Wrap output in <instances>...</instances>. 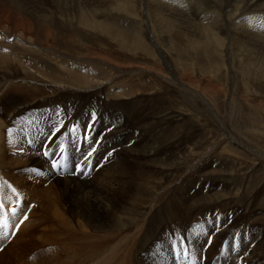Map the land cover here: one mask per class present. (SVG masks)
<instances>
[{
	"label": "bare ground",
	"instance_id": "bare-ground-1",
	"mask_svg": "<svg viewBox=\"0 0 264 264\" xmlns=\"http://www.w3.org/2000/svg\"><path fill=\"white\" fill-rule=\"evenodd\" d=\"M40 1L0 0V197L2 198L3 196L9 203L19 200L18 208L22 209L15 217L9 215V235L7 237L0 236V264H223L220 258L216 257L220 251L226 254L229 259L236 260V263L240 254L249 252V257L254 260V264H263L262 254L264 253V248L262 244H258V241L255 240V237H258V231L260 232L261 230L258 227L257 231L254 225H251L252 227L248 229L244 228V226L247 221H251L256 216H262L264 214V171L261 169L263 172L247 173L245 175L218 174L216 171L215 173H210V171L203 172L202 182L204 183L201 182L200 186L197 185L199 184L197 182L198 180L193 181L183 193L181 202L176 203V200L174 201L175 198H172L174 194L172 182L170 181L169 185L167 183L168 186L163 184V176L166 175L165 172L163 171L164 175L161 177H154L152 179V177H148L149 175L147 173H143L144 171L138 165L140 158L145 157V153L149 157H152L153 151L151 149L146 151L148 140L145 138L143 132L147 134V131H140L137 127L139 125H136V123H140L143 120L141 114L144 109L141 107V102L135 99L136 93L140 90L137 86H134L135 82L133 83V80H130L126 83L120 80L117 83V78L122 72L118 70L116 64L112 63L104 55L101 58L98 51L92 50V52H87V49L90 47L89 40L82 41L76 36L77 39L73 40H69L70 37L69 39L56 37V35H59L58 33L61 28H63L62 25L69 18L70 21L76 19L80 27L91 28L96 32L108 31L109 29L115 32V28L109 22H105V20L99 22L98 18H94L93 16L95 15L91 13V10H94L93 8L88 10L85 7L83 9L82 5L79 4H72L70 8H67L66 2H70L71 0H45L42 5L37 3ZM258 1L257 11H263L264 2L259 3ZM158 2H156L155 6H157ZM25 3H28L29 10L25 9ZM90 3L94 7L93 4L95 3L93 1ZM84 4L86 6L85 2ZM107 15L109 14L107 13ZM261 15L259 17L262 18H258L261 22H258L257 30L246 27V29H243L244 32H242L240 37H235L234 44H232L236 45L238 51H241L242 47L244 48L245 46V48H249L251 53L257 55V57H260V53H264V37L252 38L255 34L259 35L260 30L264 32V14ZM65 17H68V19H63ZM63 21L64 23H62ZM173 22L171 23L173 24ZM167 26L170 28V23ZM180 26V28L184 27L182 24ZM200 29L202 30V28ZM116 30L117 32L115 33H119L118 37L114 36L117 39L115 41V43L117 42L116 47H120L119 45L121 44L124 46L125 44L128 46L133 45V40L130 36L132 34H129V31H125L123 28ZM190 32L188 33L189 38L187 41L194 50L198 51H195L196 53H200L201 55L205 51L208 52L207 50L211 51L213 49L209 46L208 36L205 37L199 34L198 30L195 34ZM51 35L55 37L53 38ZM177 35L179 34L177 33L175 36ZM34 37L40 38V41L35 40ZM106 53L109 54V52ZM124 55L129 56V53ZM159 55L161 62L164 63L166 68L168 63L164 62V56ZM261 58L264 62V54ZM257 63V66L261 67V60ZM142 69L149 70L150 68L144 67ZM161 70L162 68L158 66L157 71L159 73L156 72V74L162 77ZM133 71L135 70H130L128 73H137ZM168 79L171 80L172 78ZM177 86L176 88H183L182 90H191L190 92H193V96L198 97L204 103V106L208 107V102H205V97L202 92L187 86V84ZM43 91L46 93L45 96H40V98H44L43 101L40 99L32 100L29 107L33 111L31 115L36 119L33 121L50 124V129L47 131L46 128L40 126L39 128L41 129L38 131H29L28 133L25 127L27 125L24 122L15 124L18 119H22V116H24L21 114L20 107H17V105L24 104L22 107L26 106L25 103H22L27 100L24 93L29 97L34 93H41ZM49 92L51 93L47 94ZM71 93H73V96H78L79 99L85 98L89 100L88 103L92 102L90 106L82 105L83 108L80 106L81 115L86 113L89 119H84L79 116L70 118L69 114L58 112L56 106H53L59 103L60 95L70 96L71 98ZM103 93L106 96L105 99L102 95ZM121 98L127 102L123 101V103L118 104V111L124 110L127 116L122 114V112L121 114L118 113L114 109L115 107L109 109V107L114 106L111 102L115 103ZM80 100L83 103L82 99ZM106 100L110 104L109 102L106 103ZM44 106H51L52 109L57 110L58 114L55 113V110V112L51 110L52 115L46 114L47 119L42 120L45 112H35V109L43 108ZM78 107L77 111H79ZM104 107H108V109ZM147 108L149 109L151 106L148 105ZM92 112H96L99 119L96 121L91 132L93 139L91 142L89 140L88 143L84 141L83 135L87 132V126L91 120ZM170 119L174 120L176 117L167 116L158 119V123L160 126L162 125V129L164 126L166 130L170 129V127L168 129V121ZM186 123L187 126H190L189 121H186ZM73 125L76 126V131L78 132L79 130L83 135L77 133L73 138L76 131L69 132V129ZM155 126L150 122L144 128L152 133V131L155 132L156 130ZM220 127L222 128V126ZM18 128L20 129V134L18 133ZM108 129L112 130L108 131ZM177 129L179 131V128ZM61 130L66 131L63 138L59 136ZM136 130H138L137 133L135 132ZM53 133L55 134L53 135ZM152 135H149L150 138ZM165 135L169 136L168 131H166ZM41 136L43 140L41 141L40 148L36 149V153L38 155L40 154L38 158L34 153L29 152L30 147L27 145L33 144V139L38 142ZM55 136L58 137L59 143L55 139ZM49 137L52 139L48 140ZM95 139H101L102 143L97 145L94 141ZM52 141L53 144L51 143ZM83 141L87 143V146H81ZM152 141L154 142L155 140L153 139ZM232 141H234V143L232 142L233 144H239L235 139H232ZM152 145L154 147V143ZM60 147L65 149L63 153L60 152ZM92 148L98 149V153L95 154L98 156L95 158L93 155L85 162L84 157ZM46 149L49 151L55 150V155L47 157L49 160L43 155ZM113 149H115L114 152L123 154L124 158H128L135 163L134 165L136 166L133 168L134 172L128 173L124 170V165H121L124 160L117 162L118 160L115 161L112 159L107 164L111 160V157H108V160L105 157ZM258 154L264 157V151ZM172 156L174 155L172 154ZM233 157H230L225 167L234 165ZM53 159H57L60 163L66 164L67 168L53 171L50 167ZM104 159L107 160L105 164ZM45 163L46 167H43ZM78 163L85 165L82 172L75 171V165ZM102 163L103 165L99 169L98 167ZM241 164L245 163L241 162ZM31 165L42 168H32ZM210 165L200 167V171L206 170V167L208 168ZM33 169L35 171H31ZM95 170L96 173L94 172ZM61 171L68 172L69 175H66L64 180L58 181L56 180L58 175L55 173L61 175ZM167 172L169 173L170 170H167ZM153 175L155 176V173ZM177 175L179 176L176 173L175 176ZM50 182L52 184H47ZM213 182L215 183L213 184ZM12 188L16 189L15 193L12 192ZM89 189L93 190L89 191ZM62 194L64 197L61 196ZM118 194L125 195L126 198L119 199L117 197ZM58 195H60V198H63L64 208L67 211L65 215L70 217V222L67 219L65 221V218L63 219V209L59 203ZM258 200H263V202H259L260 204L255 209L254 205ZM191 202H193L192 205L194 207L196 204L200 206L201 203L204 204V207L207 206L202 213V209H199L200 212L198 213L202 216L203 221H200V223L202 222L205 229L211 231V233L217 231L206 253V255L209 254L211 256H209V261L203 259L204 262H202L192 257V252L197 255L202 250L197 242L188 239L189 243L192 242L191 244L188 243L191 249L188 246L186 247L187 231L184 230V226L187 216L184 215H186V208H191ZM242 202H245L243 206H241ZM231 203L237 205L235 206L234 204L235 207L233 206V209H227V213L224 212L226 218L220 224L216 220L219 216L216 213L219 210L222 211L223 207L225 208L227 204L231 205ZM251 205L252 207L248 209ZM245 207L248 209L247 212L240 213L239 210L245 209ZM112 209H115L114 212L118 210L120 215H112L110 213ZM192 210L195 209L193 208ZM25 214L28 217L26 220H24ZM21 220L24 222L13 235L12 231L15 225L21 222ZM160 220L164 221L163 227L160 224ZM153 222L161 225L160 232L157 231L160 225L155 226ZM109 223H114L115 229L123 228L115 230L114 233L109 230H101L94 238L89 234V231H85L105 228ZM55 224L58 225V228L55 227ZM237 226H241L242 228L240 229ZM260 227L262 228V225ZM165 230L175 232L176 234H184V248L175 247L174 245H177V242H174V240L173 244L170 243V237L165 235ZM58 232H60V235ZM66 232L68 236L62 238L61 236ZM189 233L191 235L194 234L193 231ZM218 239L222 241L221 245H218ZM252 242L255 243L249 251L248 247ZM233 248H235V252H233ZM185 251L187 255H185ZM234 263L235 261L232 262V264Z\"/></svg>",
	"mask_w": 264,
	"mask_h": 264
},
{
	"label": "rangeland",
	"instance_id": "rangeland-1",
	"mask_svg": "<svg viewBox=\"0 0 264 264\" xmlns=\"http://www.w3.org/2000/svg\"><path fill=\"white\" fill-rule=\"evenodd\" d=\"M91 1L95 3L93 4V6L96 8L92 7L90 3ZM91 1L90 0H80V1L71 0L70 2H66L67 4L66 3L65 4L67 8H70L72 4L82 5L83 9L86 7L88 10L90 8H93L94 10H91V13L95 15L93 16L94 18L99 19V22H103L104 20L105 22H109V24L113 26V28H115L114 29L115 32H117L116 29L118 28H123L125 29V31H129L128 33L132 34L130 36L132 37L133 45L128 46L125 44L124 46L123 44H121L119 45L120 47H116L117 42L115 43V41H117V39L114 38V36L118 37L119 33L117 34L111 29H109L108 31L105 30V31L96 32L95 30H92L91 28L89 29L85 27H80L76 19H72L70 21V18L69 20L65 21L66 24L64 23V21L62 22L64 23L62 25L63 28H61V30L58 33L59 35H56V37L58 36L61 39H64V38L69 39L70 37L69 40L71 39L73 40L77 38H80V40L82 41L89 40L90 47L92 49L89 47L87 49V52H92V50L98 51V53H100L99 54L100 57L105 56L106 58H108L112 63L116 64L118 66V70L122 72L120 76L117 78L118 79L117 83L120 82V80L126 83L129 82L130 80H133V83L135 82L134 86H137L140 89L138 90V93H136L135 99L141 102V107L144 109V111L142 113L143 115L141 114V116L143 117V120L140 123L139 122L136 123V125H139L137 127L139 128L140 131H143V130L147 131V134L143 132V134L145 135V138L148 140V144H147L148 147L146 146L147 147L146 151H149L148 149H151L153 151L152 154L154 155V156L152 155V157H149L147 153H145L144 155L145 157L140 158V162L138 165H140V167L142 168V171H144L143 173H147V175H149L148 177L150 178L152 177L153 179L154 177H161L162 175H164V172H165L166 175L163 176V184L165 186H168L170 181L172 182V185L174 186L173 188L174 194L172 198L174 197L175 198V199L173 198L174 201L176 200L175 202L179 203L181 202L183 193L189 187V184H191L195 180H198L197 182H199V184L197 185H200V183L202 182V178L204 176L203 172L210 171V173L211 172L215 173L216 171V173L218 174L219 173H229V174H236V175H243V174L245 175L247 173L250 174V173L264 171V157L259 156L258 154L259 152L261 153L264 151V62H263V59L261 58L264 53H260V57L259 56L257 57V55L251 53V50L249 48H245L244 46V48L242 47L241 51H238L236 45H233L235 41V37L236 38H238V36L240 37L242 32H244L243 30L244 28L246 29L247 27V28H252L256 30L258 29V22H261V20L258 18H262L259 16H262L261 14H264V10L257 11V0H149V1L148 0H111V1L91 0ZM157 1L159 2L157 6H155ZM44 2L45 0H41L40 2H37V3L42 5ZM84 2L86 3V6ZM258 2L263 3L264 0H259ZM27 4L28 3H25L24 7L25 9L29 10ZM104 7L106 10L104 9ZM107 13L109 15H107ZM161 16H162V19L160 20ZM171 16H174V17H171ZM66 18L68 19V17H65L63 19H66ZM171 22H173V24ZM169 23H170V28L167 26ZM180 24L184 26L183 27L184 29L180 28L181 27ZM136 25L139 27H137ZM160 25L163 27H161ZM174 27H175V30H174ZM203 27L205 28V30ZM200 28H202V30ZM179 29L184 32L180 31ZM189 30L192 32V34H195L198 30L199 34H202L205 37L208 36L207 40L209 41V46L213 48L211 51L207 50L210 54L206 51L205 53L201 55L200 53H196L198 51L194 50L192 46L189 45V42L187 41V39L189 38L188 37V33L190 32ZM177 33L179 34L177 35L178 37L175 36ZM70 35L72 36V38ZM51 36H53V38L55 37L54 35H51ZM261 36L264 37V32L262 30L259 31V35L255 34L254 37L252 38H257ZM34 39L35 40L37 39L40 41V38L38 37L36 38L34 37ZM171 42H172V45H171ZM172 46H175L176 48ZM106 52H109V54ZM126 53H129V56H125L124 54ZM159 54H161L162 57L164 56L163 57L164 62L168 63L166 68L164 66V63L161 62ZM111 55L113 56L111 57ZM197 56H200V57H197ZM257 60L258 61L261 60V67L257 66L258 64ZM153 61H154V64H153ZM153 66L155 67L153 68ZM158 66L162 68V70L160 71V73L162 74V77L156 74V72H158L157 71ZM144 67L145 68L149 67L150 69L149 70L142 69ZM130 70H135L133 72H137V73H134V74L128 73ZM167 77L172 78L171 79L172 81L169 80ZM176 84L177 85L187 84V86L192 87L193 89L199 90L200 92H202L205 97V102L206 103L208 102L207 103L208 107L204 106V103L198 97L196 98L195 96H193V92H190L191 90H188V89L182 90L183 88L182 89L176 88L178 87ZM213 86L214 88L215 87L216 88L212 89ZM50 93L51 92L47 94H50ZM72 94L73 93H71L70 95ZM41 95L45 96L46 93L44 91L41 93H34L30 95L29 97H27L26 94L24 93V96L27 98V100L26 102H22V103H25L26 106L22 107L24 104L17 105V107H20V112L24 116H22V119L21 118L18 119L15 124H20L21 122H24L27 125L25 127L27 128L28 133L29 131H32V132L38 131L39 129H41L39 128L40 126L43 128H46L47 131L50 129V124L43 123V122H39L40 123L39 124L38 122L33 121L36 119L35 117L31 115L33 111L31 107H29V105L31 101L35 99H40L41 101H43L44 98L42 97L40 98ZM102 95L105 99L106 96L104 95V93ZM74 96L72 95L71 98L73 99H71L70 96L60 95L61 98L59 97L60 101H58L59 105L54 104L53 106H56L58 112L60 111V112H65L66 114H69L70 118H75L76 116H79L84 119H89L86 113L81 115L82 112L80 111L81 110L80 106L82 105L90 106L92 105V102L88 103L89 100H86L85 98L84 99L80 98L83 101L82 103L78 96L76 95ZM62 97L64 98L66 97L65 98L66 100L64 98L62 99ZM123 101L127 102L123 98L116 101L115 102L116 104L111 102V104L112 105L114 104V106L109 107V109H113L115 107L114 109L118 111L119 109L118 104L123 103ZM19 102L21 101L19 100ZM105 102L108 103L109 101L107 102L106 100ZM67 103L68 104L71 103V104L68 105ZM73 105L74 106L77 105V106L74 107ZM148 105L151 106V108L148 109L147 108ZM77 107L79 111H77ZM104 108L108 109V107H104ZM106 109H103V110H106ZM51 110L52 112L56 111L55 113L58 114L57 110L52 109L51 106H44L43 108H36L35 112H38V111L42 113L45 112V114H43L42 120L44 119L46 120L47 119L46 114H51L52 113ZM121 112L122 114L127 116L124 110L118 111V113L120 114ZM167 116L176 117V119L174 120L170 119L168 121V125H169L168 129L170 127L169 130H166L165 126L162 129V125L160 126V124L158 123L159 118H165ZM149 121L151 122V124L156 125L155 132L152 131L151 133L149 130H146L144 128L146 124H150ZM186 121L190 122V126L186 125L187 124ZM171 126L173 127V129ZM220 126H222V128ZM177 128H179V131ZM166 131H168L169 136H167L168 134L165 135ZM135 132L137 133L138 130H136ZM18 133L20 134L19 128H18ZM60 133H59V136L60 137L62 136L63 138L66 131L61 130ZM77 133H81V132L79 130L78 132L76 131L75 134L73 135V138L77 135ZM54 134L55 133H53V135ZM81 134L83 135V133ZM35 135H37V133H35ZM149 135L150 136L152 135L151 138L152 140L153 139L155 140L154 142L151 140ZM51 139H48V140H51ZM55 139L59 143L58 137H56ZM92 139H93V136L90 135V139H89L90 142ZM232 139H235L236 142L238 141L239 144H233L234 141H232ZM42 140H43V137L41 136L38 142H36L33 139L34 141L32 142L33 144L27 145L28 147H30L29 152L34 153L38 158L40 154L38 155V153H36V149L40 148ZM97 140H101V139H95L94 141H97ZM53 141L51 142L52 144H53ZM87 142L89 143V141ZM151 142L152 144L154 143V147L152 144H150ZM27 143L29 142L27 141ZM227 144L229 145L227 146ZM81 146L85 147L87 146V143L83 141V143H81ZM154 148H156V150H154ZM96 153H98V149L94 153L95 158H97L98 156V155H95ZM171 153L174 156H172ZM230 157H233L234 165L230 167H225L226 164L228 163V160H230ZM45 158L49 160V158L47 157ZM112 159L115 161L118 160L117 162H119L120 160L121 161L124 160L121 163V165L122 166L124 165V170H126L128 173L132 172L134 166H136L134 165L135 163L133 161H131L128 158H124L123 154L116 153V152L113 153L110 161L107 162L108 159L107 160L104 159L105 160L104 164L106 162L107 164L110 163ZM161 160L163 161L161 162ZM179 160L182 162V164ZM142 162L145 164H143ZM241 162L245 163L246 166L245 164H241ZM204 164L205 165L211 164L212 166L210 165L208 168L206 167V170L204 169L200 171L201 170L200 167L205 166ZM102 165L103 163L98 168L100 169ZM31 167L32 168L34 167L42 168V167L35 166V165H31ZM43 167H46V163H45V166ZM50 167H51V164H50ZM233 167L234 168L236 167V168L234 169ZM167 170H170V172L166 173ZM230 170H233V171H230ZM94 172L96 173V170ZM60 173L61 175H59V173H55L58 175V178L56 179L58 181L64 180L65 176L69 175L68 172L66 173V172L61 171ZM154 173H155V176L153 175ZM176 173L179 174V176L178 175L175 176ZM175 177H177L178 179ZM214 183L215 182H213V184ZM47 184H52V182L47 183ZM92 190L93 189H89V191H92ZM61 196L64 197L63 194ZM117 197L119 199L126 198V196L122 194H118ZM62 199L63 198H60V195H58L59 203L61 204V208L63 209V219L65 218L64 219L65 221L67 219L70 222L71 220L70 217L68 215H65L67 211H66V208H64ZM259 202L262 203L263 200L262 201L258 200L255 202L256 203L254 205L255 209H257L256 207L260 204ZM242 203H241V206L245 204V202H242ZM190 204L192 205L193 202H191ZM234 204L232 203L231 205L227 204L225 208L224 207L222 208V211L219 210L216 213L217 215H219L218 217L220 219L218 222L220 224H222V221L226 218V215H224V212L227 213V209H230V210L233 209L237 205L235 204L234 206ZM196 206L194 207L192 205L191 208L190 207L186 208V211L188 210L189 212L185 211L186 215H184V216H187L185 220V226H184L185 228L184 230L187 231L186 247L188 246V243H189L188 239L192 240L193 242H197L198 246L202 250L197 255L191 251L192 257L204 262L203 259L209 261V256H210L209 254L206 255V253L209 250L208 248L210 247V244L208 242V237L211 236L212 241H213L214 235L217 233V231L211 233V231L206 230L202 223L203 222L202 216L200 215V213H198L200 212L201 209H202L201 213L204 212L206 209L205 207L207 206L204 207L203 203H201L200 206L196 204ZM251 207L252 205L249 206L248 209ZM193 208L195 210H192ZM245 209H240L239 210L240 213H246L248 209L246 210ZM114 210L115 209H112L110 213L114 216H119L120 214L118 210L117 212H114ZM200 217L201 219H199ZM200 221L202 222L200 223ZM163 223L164 221L160 220V224H162V227L164 226ZM160 224L155 223L154 225L158 226ZM251 225H254L256 229L259 227V229L261 230L259 232L257 229L258 237H255V240L258 241V242L256 241L258 244L260 245L262 244L264 248V214L262 216H256L251 221H247V223H245L244 228L248 229L249 227H252ZM261 225H262V228L260 227ZM55 227L58 228V225L55 224ZM209 227H214V226H209ZM237 227H240V229L242 228L241 226H237ZM122 228L115 229L114 223L112 224L109 223V225H107L105 228H98L97 230H94V231L92 230H85V231H89V234H91V236L94 238L100 233L101 230H109L110 232L114 233L115 230H120ZM127 228H128V225H127ZM160 228H161V225L157 228V231L160 232L161 231ZM192 231L194 233L193 234L194 236L189 233ZM164 232H166L165 235L170 237V243L173 244V240L174 242L183 241L182 246H177L176 244L174 246L177 248H184L183 247L185 243L184 234H176L175 232H172L169 230H165ZM58 234L60 235V232H58ZM65 236H68L67 232L64 233L63 236L61 237L63 238ZM172 237L174 238L172 239ZM218 240H219L218 245H221L222 241L220 239ZM7 243H10V242H7ZM254 243L255 242H252L249 244L250 245L248 247L249 251L254 246ZM169 246L171 247L170 244ZM188 247L190 248V246ZM233 252H235V248H233ZM0 253H1V250H0ZM262 255H263L262 259L264 260V253ZM216 257L217 258L219 257L223 264H232L233 261H235L234 264H254V260H252L249 257V252L242 254V255L240 254L238 257L237 263H236V260L229 259L228 256L224 254L222 251H220L218 255H216Z\"/></svg>",
	"mask_w": 264,
	"mask_h": 264
},
{
	"label": "snow or ice",
	"instance_id": "snow-or-ice-1",
	"mask_svg": "<svg viewBox=\"0 0 264 264\" xmlns=\"http://www.w3.org/2000/svg\"><path fill=\"white\" fill-rule=\"evenodd\" d=\"M98 119H99V117H98L97 113H96V112H92V113H91V120H90V122L88 123V126H87V132L85 133V135H84V137H83L84 141H89V139H90V135H91V132H92V130H93L94 126H95V123H96V121H97ZM111 130H112V129H108V131H111ZM9 131H11V130H9ZM57 131H59V130H57ZM75 131H76V126L73 125V127L69 129V132H75ZM49 139H51V137H49ZM95 143H96L97 145H99L100 143H102V141H101V140H97V141H95ZM96 150H97L96 148H92L90 151L87 152L86 156L84 157L85 162H87V160H88L89 158H91V157L94 155V153H95ZM64 151H65V149H64L63 147H60V152L63 153ZM114 151H115V149H113V151L108 152V153H107V156L105 157V159H108V157H111V156L113 155ZM43 155H44L45 157H48V156H50V155H55V150L53 149L52 151H49V150L46 149V150L44 151ZM84 166H85L84 164H80V163L76 164V165H75V171H77V172H82ZM66 168H67V165H66V164H62V163H60V161L57 160V159H53V160L51 161V169H52L53 171H55V170H57V169H66ZM31 171H35V170L33 169V170H31ZM85 174H86V173H85ZM12 192L15 193V192H16V189H15V188H12ZM4 207H5V206L3 205V203L0 202V209H3ZM19 211H22V209H20V208H18V207H13V208L11 209L12 216H13V217L17 216V214H18ZM27 218H28V217H27V215L25 214V215H24V220H26ZM219 219H220L219 217L216 218L217 221H219ZM23 222H24V221L21 220L20 224H16L15 227H16L17 229H19V228H20V225H21ZM213 223H215V222H213ZM5 226H6V224H5ZM217 227H218V224H217ZM3 235H4L5 237H7V236L9 235V233H4ZM13 235H14V233H13ZM208 242H209V244H211V242H212V238H211V236L208 237ZM182 244H183V241H178V242H177V246H182ZM185 255H187V252H186V251H185Z\"/></svg>",
	"mask_w": 264,
	"mask_h": 264
}]
</instances>
